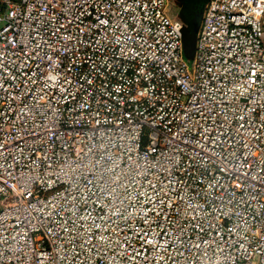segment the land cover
Here are the masks:
<instances>
[{"label": "built area", "instance_id": "obj_1", "mask_svg": "<svg viewBox=\"0 0 264 264\" xmlns=\"http://www.w3.org/2000/svg\"><path fill=\"white\" fill-rule=\"evenodd\" d=\"M0 0V264H264V0Z\"/></svg>", "mask_w": 264, "mask_h": 264}, {"label": "water", "instance_id": "obj_2", "mask_svg": "<svg viewBox=\"0 0 264 264\" xmlns=\"http://www.w3.org/2000/svg\"><path fill=\"white\" fill-rule=\"evenodd\" d=\"M181 7L179 18L184 23L183 54L187 61L193 60L196 52L197 38L203 20L204 11L209 0H177ZM194 40L192 58L187 56L188 45Z\"/></svg>", "mask_w": 264, "mask_h": 264}, {"label": "rangeland", "instance_id": "obj_3", "mask_svg": "<svg viewBox=\"0 0 264 264\" xmlns=\"http://www.w3.org/2000/svg\"><path fill=\"white\" fill-rule=\"evenodd\" d=\"M169 15L170 17H172L173 19H179L178 16H179V11H178V8L176 5L172 4L170 2L169 4ZM194 40L188 45V53H187V56L189 58H192V55H193V52H194ZM189 63L192 65L193 64V60H190Z\"/></svg>", "mask_w": 264, "mask_h": 264}, {"label": "crops", "instance_id": "obj_4", "mask_svg": "<svg viewBox=\"0 0 264 264\" xmlns=\"http://www.w3.org/2000/svg\"><path fill=\"white\" fill-rule=\"evenodd\" d=\"M170 2H171L172 4H174V5H176V6H177V8H178V11H179V13H180L181 7L178 5V2H177V0H170ZM178 18H179V16H178ZM179 19H180V18H179Z\"/></svg>", "mask_w": 264, "mask_h": 264}]
</instances>
